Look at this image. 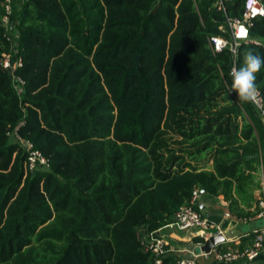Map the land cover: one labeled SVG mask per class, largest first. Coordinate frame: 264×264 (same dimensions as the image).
<instances>
[{"label":"trees","instance_id":"1","mask_svg":"<svg viewBox=\"0 0 264 264\" xmlns=\"http://www.w3.org/2000/svg\"><path fill=\"white\" fill-rule=\"evenodd\" d=\"M243 3L22 0L10 14L18 92L1 62L0 0V264H156L139 233L170 222L195 188L236 218L256 212L264 124L227 86L244 52L264 47L241 42L233 63L208 42L231 38L226 17ZM249 33L264 42V16ZM256 84L264 102V68ZM9 134L29 139L48 167L26 172ZM205 152L211 168L191 162Z\"/></svg>","mask_w":264,"mask_h":264},{"label":"built area","instance_id":"2","mask_svg":"<svg viewBox=\"0 0 264 264\" xmlns=\"http://www.w3.org/2000/svg\"><path fill=\"white\" fill-rule=\"evenodd\" d=\"M233 0H213V6L219 10H225L227 2ZM22 0H3L4 14L1 17V25L5 28L6 38L9 41V49L2 52L1 62L2 66L10 72L14 88L19 92L24 81L15 74L18 67L22 65V59L18 55V32L15 25L10 21V14L19 9ZM257 8H264L260 0L255 5ZM260 15H257L258 17ZM251 12L247 6V0H244L243 10L240 17H226L227 28L230 32L231 38L226 39L220 35H213L208 38L209 46L213 51H216L217 45L221 40H227L234 45H239L241 42H253L255 44L263 45L264 42L254 39L250 36L249 27L252 19ZM248 31V32H247ZM243 33V34H242ZM232 61L235 63L236 56L230 52ZM235 68L234 64L231 70ZM230 70V74H231ZM259 91V90H258ZM256 108L259 116L264 124V102L259 91L258 99L255 103H251ZM22 150L25 152L24 168L26 172H35L41 168L48 167L47 158L40 150L34 147L29 139L20 137L17 134H9ZM264 187V186H263ZM200 191L195 188L192 191L188 203H184L175 211L170 222L165 224L158 231L140 232L139 239L144 250L151 252L155 257V263L160 264L162 257L174 249L168 245L164 239L161 230H183L188 231L193 238L199 237L195 242L198 252H191L192 257H182L177 260V264H196L198 256L211 257L217 262H235L241 261L246 264H264V188L257 199V209L252 215L243 218L234 217L228 210L224 211L218 221H212L203 215L200 209ZM197 205L198 209L194 206ZM235 222H254L250 230L244 235L251 237V242L245 244L241 248H231L229 243H238L236 240L240 237H226L227 230L232 228ZM222 235L224 240L215 243L208 252L200 250V246L208 241L212 236Z\"/></svg>","mask_w":264,"mask_h":264},{"label":"clouds","instance_id":"3","mask_svg":"<svg viewBox=\"0 0 264 264\" xmlns=\"http://www.w3.org/2000/svg\"><path fill=\"white\" fill-rule=\"evenodd\" d=\"M258 0H247V6L252 17L264 16V8H257ZM239 45H234L227 40H221L216 48L217 52L227 49L234 56L238 55ZM264 68V56L256 52L255 49L246 50L243 56V64L231 70L232 82L227 86L228 93L235 92L239 102L255 103L259 96L256 84L257 74Z\"/></svg>","mask_w":264,"mask_h":264},{"label":"crops","instance_id":"4","mask_svg":"<svg viewBox=\"0 0 264 264\" xmlns=\"http://www.w3.org/2000/svg\"><path fill=\"white\" fill-rule=\"evenodd\" d=\"M264 182H261V188L257 192V196L255 197V192H254V197L258 199V197L261 194V190L264 188ZM218 205L222 208L221 211L214 209V205ZM227 203L226 201L223 200L221 196H217L214 198H207L200 196V209L206 217H208L212 221H218L224 211L227 210L226 207ZM254 225V222H247V223H242V222H235L232 225V228H235L240 232V237L241 236H247L244 235L250 230L251 226ZM239 226H242L241 228ZM161 233L164 235L165 241L168 243L170 247L174 249V252L179 253L181 257H188L191 258V252H195L197 247L195 246V242L193 240L192 235L188 231H183V230H161ZM239 237V238H240ZM239 238L236 240L237 242L239 241ZM199 257L196 258V261ZM204 260H207L211 257H204ZM246 264L245 262L241 261H235V262H217V261H211L208 263L204 264Z\"/></svg>","mask_w":264,"mask_h":264},{"label":"rangeland","instance_id":"5","mask_svg":"<svg viewBox=\"0 0 264 264\" xmlns=\"http://www.w3.org/2000/svg\"><path fill=\"white\" fill-rule=\"evenodd\" d=\"M193 163H195L196 165L198 166H205L206 168H211V161L209 159V153L208 152H205V153H202L200 154L199 156L196 157L195 160L191 161ZM260 189L258 190H255V197L257 196V192L259 191ZM214 209H217L219 211L222 210V208L218 205H214ZM240 228L242 226H239ZM199 250H195V252H198ZM192 257V255H191ZM213 260V258H209L207 260H204L203 256L202 257H199L196 261V264H204V263H208V262H211ZM214 261V260H213ZM222 262H225V261H222ZM231 264V263H229Z\"/></svg>","mask_w":264,"mask_h":264},{"label":"water","instance_id":"6","mask_svg":"<svg viewBox=\"0 0 264 264\" xmlns=\"http://www.w3.org/2000/svg\"><path fill=\"white\" fill-rule=\"evenodd\" d=\"M9 77L11 78V75H9ZM200 192L203 193L202 190ZM225 235L226 237L231 238V237L239 236L240 232L235 228H230L229 230L226 231ZM222 240H224V236L222 235L212 236L208 241H206L203 245L200 246V250L203 252H208L215 243ZM196 250H198V248Z\"/></svg>","mask_w":264,"mask_h":264},{"label":"bare ground","instance_id":"7","mask_svg":"<svg viewBox=\"0 0 264 264\" xmlns=\"http://www.w3.org/2000/svg\"><path fill=\"white\" fill-rule=\"evenodd\" d=\"M248 32V31H247Z\"/></svg>","mask_w":264,"mask_h":264},{"label":"snow or ice","instance_id":"8","mask_svg":"<svg viewBox=\"0 0 264 264\" xmlns=\"http://www.w3.org/2000/svg\"><path fill=\"white\" fill-rule=\"evenodd\" d=\"M243 34V33H242Z\"/></svg>","mask_w":264,"mask_h":264}]
</instances>
